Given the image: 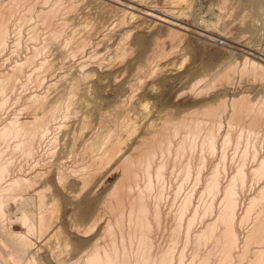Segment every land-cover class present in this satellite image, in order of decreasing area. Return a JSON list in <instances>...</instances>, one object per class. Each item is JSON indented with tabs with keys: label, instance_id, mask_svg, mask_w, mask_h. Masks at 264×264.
Returning a JSON list of instances; mask_svg holds the SVG:
<instances>
[{
	"label": "bare ground",
	"instance_id": "1",
	"mask_svg": "<svg viewBox=\"0 0 264 264\" xmlns=\"http://www.w3.org/2000/svg\"><path fill=\"white\" fill-rule=\"evenodd\" d=\"M22 1H24V0H6V1L0 0V53H2V52L4 53V50L6 51V49H5V45L7 47L6 42L8 41L10 34L13 33V32L11 33L9 31V21L11 22V20H12L11 16L13 14H15L16 9L19 7V5H21V3L23 4ZM46 1H48V0H46ZM46 1L44 0V2H46ZM57 1H59V0H55L54 4L50 3V6L48 5V8L46 6V9H44V7H42V8L39 7V9H35V12H36L35 16L37 17V22L35 21V24H33L32 26L29 25L30 28L28 26H26L27 28H25V30L27 29L28 34L27 33H25V34H27L29 37V34H31V32L29 33V31H32V35H33L35 33V28H38V26H35V25L36 24L38 25L39 20H40V24L42 23V26H43V24H46V27L47 26L49 27V30L47 31L48 36L44 34L45 35V38H44V35H41V36H43V38L41 37V39L42 40L46 39V41L48 43L53 41L52 45L56 39H59L60 42L56 45L54 43V45H53V46H55L54 50L56 48V50L58 52L55 51V54H54V52L51 51L53 53V55H52L53 57H51L52 59L50 58V60H47L48 58H46V59L42 58L43 60L39 61L38 67L41 66L40 69L42 67H44L45 70L49 69L48 71H50V69H52V68H58L59 69L61 67V70H62V67H66V65H65L66 64L65 63L66 62V60H65L66 53H65L64 49H67L66 51L67 52L69 51V58H71V56H72V58H74L75 54L77 55L80 53V56L78 55L79 58L75 59V62H74V64L76 63V66L71 62V64H73V67L75 66L74 68L77 67L76 68L77 74L74 73V74H71L70 76L66 75V77H63V73L58 74L57 73L58 71H57L56 73L58 74V76L56 75V77H55L53 74L50 75L53 71V69H52V71L50 73H48L49 76L50 77L53 76L52 78L58 77L60 79H59V81L54 82L55 79L52 81V79H50L48 77L52 82L51 81L46 82V83H48V84H46V86L48 85V87H49V85L50 86L54 85V84L56 85L58 82V84L60 86L62 85L63 88L60 89L58 92L56 91L57 92L56 94H54V91H53L52 93L54 95H52V93H50L52 95V98H50V99H48L46 94H41V93L39 94V91L41 89L38 91V93L33 92L34 94H31L32 93L31 92L30 93L31 95L29 94L30 96L27 95V97H25L26 101H24V103L28 102V106L31 107V111H32L31 112L32 113L31 118L32 119L29 118L28 120H25V119L20 120L17 117L18 115L17 116L15 115V116L9 118L7 121L4 120V123L3 122H2L3 124L1 123L2 125L0 124L1 125L0 126V264H232L233 263L232 262V260H233L232 256L235 254V253H233V255H232V251H233V247L236 244V240L238 238V237H236V234H238V233H235L236 229H234V227H233L234 226V224H233L234 219H235V217H237L235 215L236 213L234 212L235 204L237 202V197H236V193L234 191L235 187H233V186H235V184H237L238 182L240 183L239 185H241V183H243V180L246 177V171H243L242 165L244 167L243 163L245 162V158L248 157V155L251 156V159H253V161H254V159L256 160V164L253 167V173L256 175L260 174V177H262L261 175H262L263 170H264V154L263 153H262L263 155L259 154L257 142L260 140L259 139L260 137L264 136V99L253 100V99H251V97H248V94H246L244 92L242 93L240 91L241 92L240 94L238 93L236 95H232V97H230L228 101H227V98L224 96L215 98L214 102H209V101H206L207 99L206 100L202 99L205 102V104L203 105L202 108H200V109L195 108L193 110L190 109V112L188 110H186V112L187 111L189 112V113L187 112L188 113L187 115L183 112V115L181 114V116H180V113H179L178 116H180V117L176 118V120L173 119L175 117H173L172 119H167V120H163L161 118L163 120V122H161L160 125L156 123L158 126L153 123V119L150 120L149 122L147 121V124H145L144 128L142 129L143 133H138L136 135L137 136V139H135L136 145L133 147L131 146L132 149L130 148V152H128L126 155L124 154V156H123L122 151L124 149V144H123L125 141L124 136L125 135L127 136L128 134H130L131 132H133V130L136 131L137 123L139 122V118H138L139 113H137L136 115L134 114V116H133V113H135V112H133V110L135 109L136 104L134 103L135 106H134V109L132 110L133 104H130L132 95L126 94L125 92L119 93L120 95L118 94L119 97H117V99H118L117 102H119L120 105L124 106V110L122 109L123 112H120V110H119V112H120L119 113L117 111V114L119 113L118 116H117V114L115 115V113H114V115L116 116V118L113 120L114 122L112 124H110L111 123L110 122L109 124H106V125L103 123L104 128H101L102 130L99 129L100 130L99 133L96 132L95 135H90L87 137L84 136L82 138V140L80 138V142L82 141V144H83V150L88 154L86 156H88V158H89L88 160H90L91 163H89V161H88L89 166L87 164L86 165L89 168L85 167V168H87L86 170L84 169V165H82L83 168H81V166H80L78 170H77L78 167L76 169H74V170H76V172L79 171L78 175L80 174V170L81 171H83V169L85 170L84 173L80 174V176L83 178V182L86 183V178L91 177L92 174H94V171H96V169L98 167L100 168V166H103V165L107 166L109 164H112L113 162L115 163L116 161H118V164L117 163L116 164L118 166H120V167H118L119 169L121 168L120 169L121 173L118 175L119 179L117 181H115V183L113 181V183L115 185H114L113 189H111L112 192L110 194H109V192L107 193L113 199V202H111V201L109 202L110 199L107 200V198L105 197L106 198L105 201L110 203L109 205H107L108 203L106 202V205L111 208L110 210L112 212V216H111L112 219L111 220L108 219L109 217H107V216H106L107 218L104 217L105 223L103 226H102V224L97 226L96 222H94V221L92 222V219H91V222H92L91 225L89 223H88L89 225H87V221H86L85 226H81L80 222L78 225H71L70 227L64 226L65 219L57 211V204H56L57 198H55V195L53 194V192L49 195H46L45 190L48 189V186H45L44 184L42 186L37 185V182L33 179V176L32 175L29 176L28 173H25L24 168L22 167V162H21V164L18 163L19 158L21 157V154H22L21 159H24V155H26L25 156L26 160H27V158L31 157V154H34L35 153L34 151H36V149H38L37 144L39 145L41 140L43 141V139L47 138V142L45 139L46 145L49 141L50 142L56 141V133L54 134L55 131L51 133V131H53L54 129L57 130L59 127L57 128L55 126L59 125V123L57 125H53L54 128L52 127V129L50 131V128L52 125L51 121L53 122L54 119L55 120L57 119V117L55 118V113L57 110H59V109L62 110L64 108L62 111H65L69 108L71 101H72L71 96L73 94L74 95L80 94L79 92L81 90L89 93L87 90L90 89L89 87L92 88V85L108 82V81H110V79H113V77L114 78L116 77L114 72L117 73V71H115V70H113L110 74L109 73L108 74H102V71L114 68L116 58L118 56L119 57L123 56V54L125 53L127 48L125 45L124 46L120 45V44H122V42H120V38L121 37L123 38L124 35H125L124 37H126V35L128 36L130 31H129V29H128V31L125 30V32L127 34L123 33V36H121V37L118 35L119 39H118L117 35H115L116 37L112 38L109 36V33H106V34H108V36H107L108 40L103 45H104L105 49H106V47H108V48L110 47L111 51L109 50L110 53L108 52L109 54L107 57H105L104 56L105 54H104L103 58L98 59V54H96V53H98V48L96 50V46L100 42H102V41L104 42V39H107L106 35L104 33H100V31H101L102 27L104 28L103 25H108V22H109L108 20H110V18L108 19V18H105L106 16L105 17L103 16L105 19H108L107 20L108 22H106L107 24H104L106 20L100 17V14H99L100 12H102L104 10H106V11L108 10L107 12L112 10V12H114L113 10H115V9H119V11L122 12V15L120 17L118 15V13L120 14L119 11L118 12L116 11L117 13L116 12L114 13L115 15L117 14V16H116L117 18H115V20H117V21L114 22L115 21L114 20L113 21L114 24H113V22H111L112 21L111 20L110 22L112 23V26L115 24L117 25L118 23H122V21L124 20L123 18H126V17H123L125 15L126 16L129 15L131 17V19H133L135 17H139L141 14L144 16H147V17L148 16L151 17L152 19H149V20L151 21L152 24L153 23H155V24L159 23V24L163 25V23H165V28H164L165 36H163L165 41H166V39H169L172 42L176 41V40H179V41L182 40L183 36L185 35L182 30H185V31L190 30L192 27L196 28L198 35L207 38V40L208 39L209 40H215L216 39L215 38V36H216L215 32L209 31V33H208V29H207L208 27L207 28H205V27L201 28V27L197 26L198 24L196 26H194V24H195L194 20H193V23H194L193 25L190 23L185 24V23L177 22L174 20V18H176L178 16H182L179 14L183 11L184 7L188 6V8H189V5L191 3V1H189V0H163L162 5L164 4V8H162V5L159 8L157 6H154V7L152 6L153 7L152 8L151 6L145 5L146 3L142 4L139 1L138 2L137 1L132 2L133 0H111L114 3H117V4L119 3L122 7L118 6V5L115 6L113 4L105 2V0H80V2L85 1L89 5L92 4L93 10L90 13L86 11L87 9L85 10L86 12L82 13V11H84V6L82 4V6H83V9H82V6L79 5L80 4L78 2L79 0H69L68 2L65 0L66 3L62 1L63 4H59V5L57 4ZM140 1H142V0H140ZM143 2H144V0H143ZM221 2H223V0ZM247 2L251 5H254V6L257 5L256 0H247ZM247 2H246V4H248ZM77 4L81 7L80 15H78V14L74 15ZM237 4L238 3L236 2V5ZM249 4H248V6H249ZM86 5H85V7L87 8L88 6H86ZM139 5H141V7H139ZM234 5L235 4L232 3L233 7H234ZM260 5H259V7H260ZM24 6H26V5H24ZM31 6H32V2L28 6L26 11L30 12L31 9L34 10L33 9L34 7L33 6L31 7ZM228 6H230V5H228ZM243 6H244V3H243ZM245 6H247V5H245ZM221 7L223 8V5ZM20 8H19V10H20ZM237 8H241L244 11L245 7L242 8V5H241V7L238 6ZM61 9H63L64 11H67L68 15L65 14L64 16H62V14H61L62 17L60 15H58V12ZM229 9L230 8L227 7V10H229ZM23 10H24V8H23ZM23 10L19 11L18 17H16L18 14H16V16L13 15V17H16L15 19H17L16 20L17 22H19V21L21 22V20L25 18V13H21V11H23ZM71 10L74 13L73 15H70L71 13L69 14V11L71 12ZM134 10L137 11V13ZM220 10H221V8H220ZM233 10L235 11V9H233ZM17 11H18V9H17ZM80 11H78V12H80ZM225 11H224V15H222V16H225L227 14V12H225ZM29 12H28V14H29ZM238 12H240V11H238ZM87 13H89L90 15ZM103 13L104 12H102V14ZM243 13H241V14H243ZM186 14L187 13H184V15H186ZM55 15H58V18L61 17V20L59 19L60 21L59 20L56 21L55 18H57V16H55ZM111 15H113V14H111ZM111 15L109 14L107 16H111ZM246 15H247V13H246ZM113 17H114V15H113ZM26 19L27 18L24 19L25 22L27 21ZM54 19H55V21H54ZM112 19H114V18H112ZM154 20H156L157 22ZM24 21L22 20V23H21V24L24 23L23 26L25 25ZM14 22L15 21H13V24H14ZM137 23H139V22H137ZM11 25H12V23H11ZM16 25H19V24H15V25H12L10 27H12V28L14 27L16 29ZM20 25H19V28L17 27L18 28L17 30H19V31H20V27H21ZM109 25H110V23H109ZM141 25H142V23H141ZM176 25H177V27H175ZM65 26H68V28H67L68 31H66L67 29L64 30ZM118 26H119V24H118ZM190 26H192V27H190ZM208 26H209V24H208ZM39 27H41V26L39 25ZM43 27H45V26H43ZM109 27H111V25ZM116 27L117 26H115V28ZM210 27H209V29H210ZM212 28H213V26H212ZM15 29H13V30H15ZM43 29L45 30L46 28H43ZM130 29H131V27H130ZM219 29L220 28H218V30ZM109 30H110V28L108 29V31ZM192 30H194V29H192ZM221 30H222V32L220 30L217 32V33H219V35L224 34V32H225L223 30V28H221ZM225 30H226V28H225ZM228 30H227L228 32L226 31L225 34L226 33H232L230 31V29H228ZM115 31H117V30H115ZM119 31H120V28H119ZM9 32H10V34L8 35ZM39 32L37 31V33H39ZM106 32H107V30H106ZM14 33H16V35L15 34H12V35L17 36V32L14 31ZM92 33L96 34V38L97 37L98 38H97V40L95 39L94 42L92 41V44L90 46L94 45L95 47L90 49L89 44L91 42L89 43V40L91 38L90 37L91 35L87 36V34H92ZM7 36H9V37L7 38ZM14 36H12V40H14L13 39ZM226 36H229V34ZM230 36H231V34H230ZM234 36H235V34H234ZM36 37H37V34H36ZM18 38H19V33H18ZM29 38L32 39V37H29ZM161 38H162L161 35H157L156 37H153L151 39V41H149L150 45L149 44H147V45L152 48V54H150V53H149V55L145 54V57H146L145 58L146 60H144L145 62L148 59L150 60L152 58V60L155 62L152 65L157 66V64L159 63V62H157V60L160 59L163 54H166L163 52L165 50V48H163L160 45L163 42V39H161ZM16 39L17 38H15V40ZM35 41L36 40H34L33 42H35ZM121 41H122V39H121ZM123 41H124V39H123ZM179 41H177V42L179 43ZM25 42L27 43V41H25ZM57 42L58 41H56V43ZM48 43H46V45L43 47H45V48L49 47L50 48L51 45L47 46ZM87 43H89L87 46L91 50V52L87 51L85 48ZM144 43H145V40L142 38L141 44H144ZM14 44H18V39H17V42L15 41ZM41 44L42 45L45 44V40H44V43L42 41ZM65 46L68 48H66ZM40 47H41L40 45L38 47L36 46L35 50H36V48L44 50L43 47L42 48H40ZM128 48H131V47L129 46ZM47 49L48 48H46V50ZM33 50H34V47H33ZM41 50H38L39 53L41 52ZM38 51L36 50L37 53H38ZM118 51H119V53H118ZM77 52H79V53H77ZM255 52H257V54L253 53V51L249 52V54L251 53V55H253V57H255L257 60L253 57L243 55L241 67L239 66V71L241 73H243V75L245 74L244 72H246V73H249L250 76H253L252 78H258L260 80H264V47H262V49H260V51L255 49ZM49 53H50V51H49ZM27 54H26V57L25 56L23 57V60L17 59L16 61H14V63L11 61V64H9V66H11L9 68L10 72L8 70L0 72V91H2L5 88H8L7 90L9 92V88L13 87V84L15 87L16 86L15 83H18V82H20V80H22L21 78H20V80L19 79L17 80V78H14V76H15V71H16V77L19 74L21 75V77L24 76V75H22V73H18L20 71H23V70L19 71V69L20 68L22 69L23 66L24 67L28 66L27 63L30 60L33 61L31 55L29 57ZM30 54H31V50H30ZM33 55H35V54L33 53ZM63 55H65L63 57L64 65H63V62L61 61V57ZM94 55H97V56H95L96 59H94L93 63H89L88 62L89 59L92 60V58H90V57H92ZM106 55H107V52H106ZM35 56H34V59H35ZM40 56H41V54H40ZM67 57H68V55H67ZM67 57H66V59H67V66H68V65H70L69 64L70 62L68 63L69 58H67ZM75 58H76V56H75ZM123 58H124V56H123ZM162 59H163V57H162ZM72 60H70V61H72ZM148 61L146 63H148ZM220 61H222L220 63V64H222V66L220 65L221 66V67L219 66L220 68L217 67L215 69V71L212 73V75L210 74L211 76H210L209 80H206L203 83H201V81L204 80V77L203 78L198 77L193 83L191 82L192 84H190V89L191 90L192 89L197 90L196 94H199V93L205 91L204 95H206L205 94L206 91H208L209 88L212 87V85L218 83V81L220 83H222L221 81L223 80L226 83H229V81L231 79L230 77L232 76V75H230V73H233L232 72L233 67L237 68V66H236L237 61L234 57H230V56H229V58H225L224 60H220ZM145 62H144V64H145ZM150 62H151V60H150ZM29 63H31V62H29ZM0 65H2V64H0ZM139 66H140V69L138 71H140L142 69L141 64ZM8 67H7V69H8ZM71 67L72 66L70 65V68ZM34 68H36V67L33 66V69ZM70 68L67 70L71 71L73 69V68L72 69H70ZM145 68H147L146 64H145ZM236 68H234V70ZM58 69H56V70H58ZM63 69L65 70V68H63ZM231 69H232V71H231ZM3 70H6V69L3 68ZM17 70H18V72H17ZM34 70L36 73L37 70L36 69H34ZM144 70L146 71V69H144ZM30 71H31V69H30ZM43 71L44 70L42 68L40 71V72H42L41 73L42 75H43ZM48 71H44V73L48 72ZM55 71H53V73ZM68 71H66V73ZM141 71H140V73H141ZM62 72H63V70H62ZM149 72H151V71H149ZM37 73H38V78H39V74H40L39 71ZM37 73L35 74V76L37 75ZM140 73L138 72L136 74L137 75L139 74L138 76L142 77V74L140 75ZM241 73H239V74L241 75ZM45 75H44V77L47 78V76H45ZM64 75H65V73H64ZM146 75H147V73H146ZM27 76L29 77V80L32 79V78H30L32 76V74H31V76L25 74V81L28 80ZM35 76H33V77H35ZM60 76H62V78ZM138 76H137V78H138ZM18 78H19V76H18ZM22 78H23V82H24V77H22ZM143 78L144 77H142V79ZM41 79H42V77H40L41 84L37 80V77L34 79V82H36L35 87L36 86L37 87L38 86L39 87L44 86L45 83L42 85V81L44 82V80L41 81ZM56 80H58V79H56ZM135 80L137 81L136 75H135ZM140 80L141 79L139 78V82H140ZM13 81H14V83H13ZM231 81H232V79H231ZM26 82H28V81H26ZM32 82H33V80H32ZM129 82H131V81H129ZM20 83H22V82H20ZM24 84H26V83H23V85L22 84L21 85L24 86ZM19 85L20 84H17L18 87H19ZM21 85H20V87H21ZM58 88H61V87H58ZM125 88H127L126 85H125ZM128 88H129V86H128ZM139 88H140V86H139ZM65 89L68 90L66 96H64V94H65L64 90ZM12 90H15V89L12 88ZM91 90H90V92H91ZM92 91L94 92V89ZM5 92H6V90H5ZM45 92H47V90H45ZM63 92H64V94H63ZM0 94H2V95H0L2 97L6 93L0 92ZM91 94L94 95L93 93H91ZM194 94H193V96H194ZM199 95H201V94H199ZM5 96H7V95H5ZM15 97H16V95H15ZM75 97H77V95H75ZM82 99H84V97H82ZM4 100H6V99H4ZM75 100H76V98H75ZM75 100L73 99V102H75ZM78 101L81 105V99ZM127 101L130 105L127 103ZM142 101H143V98H142ZM1 102L3 103L2 99H1ZM132 102H134V101L132 100ZM126 103L128 104V106H125ZM139 104H141V103L139 102ZM139 104H137V105H139ZM24 105H26V103ZM92 105H93V103H92ZM28 106H27V108H28ZM145 106H146V104H145ZM201 106H202V104H201ZM77 107H78V105H77ZM87 107H88V104H87ZM24 108H26V107H24ZM136 108L139 109L138 106ZM153 109H154V107H153ZM60 110H59V112H60ZM84 110H85V108H84ZM139 110H141V109H139ZM170 110L171 109L169 108V111ZM62 111H61V114H62ZM135 111H136V109H135ZM148 111H149V109H148ZM107 112L108 111H106V113ZM130 112L132 114H130ZM146 112H147V110H146ZM166 112H167V109H166ZM63 113H64L63 116H65L66 113L65 112H63ZM75 113H77V112L75 111ZM57 114H58V111H57ZM103 114H104V112H103ZM103 114H102V116H100L101 118L103 117ZM147 115H148V112H147ZM166 116L167 115H165V117ZM70 117H72V116H70ZM89 117H91V116H89ZM145 117H146V114L143 117L142 122H144ZM63 120H65V117L62 119V121ZM83 120H84V118H83ZM146 120L147 119H145V121ZM85 121H86V117H85ZM56 122H57V120H56ZM61 125H62V123H61ZM82 125H83V123H82ZM84 125H85V123H84ZM139 125H140V122H139ZM60 128H62V126ZM64 128L66 129V127H64ZM64 128H62V129H64ZM79 128H81V127H79ZM82 129H84V128H82ZM65 131L66 130H64V132ZM88 131H90V130H88ZM88 131H87V133H89ZM56 132H58V130ZM79 132H81V131L79 130ZM76 134L78 136V132ZM65 137H67V136H65ZM128 137H129V135H128ZM73 139H74V137H73ZM77 139H79V137ZM73 142H71V143H73ZM218 144L220 146L219 149L221 148V152H222L221 154L223 157V158H221V160L223 159V161L225 159L224 158V154H225L224 153V147L226 145H231L233 147V151H231L233 153L229 152V154L231 153V158H229L231 160H232V157L235 156V154L238 152L237 149H239V147H240L238 155H236V156H238V160L240 162V165L237 163V166L238 165L239 166L237 168H235V172L233 171L234 173H232L228 176V179H227V181H225L226 183L223 184V186H222L221 179H220L221 175L217 171L218 162H220L221 160L220 161L218 160L217 165L214 164V167L212 168L213 170L209 174L206 172L207 175L204 176L203 184L201 183V185H203L202 188L204 191L211 194L213 199L219 192L220 193L222 192L221 194H222V200H223L222 205L223 206L221 205L222 206L221 210H219V213L216 217L214 216L215 218H212L213 220H206L201 226L197 227L196 230H193V229H195L194 226H193L194 228L192 227L193 229L190 226L193 224V222L191 223V221L193 219L190 216V218L187 219V223L185 224L186 227L184 226L185 228L184 229L182 228L184 231L183 232L181 231L183 233L182 234L183 237L181 239V240H183V242H181V245L178 246L177 241L181 235V233H180V230H181L180 226L181 225L179 226V224H181V223L178 224L179 217L177 219L176 218L177 216L174 214L176 216L175 217V220H176L175 223H177L178 226L175 223H173L174 222V220L172 218L173 214L171 216L173 222L170 220V218L167 221L166 219L168 217L166 218V216L169 215L170 213L169 214L164 213L163 212L164 210L162 211L161 210L162 207L160 208V205H159L161 203L160 200H162L161 199L162 198V196H161L162 190L160 188L167 178V177L165 178V175H167L166 171H167V169L169 170V167H168V163H169L168 157L169 156H168V154L169 153L171 154V152H174L173 155L172 154L171 155H172V158L175 156L174 160L176 161L177 159L178 160L180 159L177 156L180 157V155H182V154L184 155V152L186 153L188 150H189L188 154L190 153V151H192L195 148H199V150L207 149L208 151H210V150H215V148L218 146ZM52 145L49 146V143H48L47 150L49 148L51 149ZM79 146H80V143H79ZM54 147H56V144ZM16 150L20 151L19 152L20 157H19L18 153H17L18 156H15ZM51 150H53V149H51ZM199 150L197 152L200 153ZM48 151H50V150H48ZM70 153H71V151H70ZM51 155H52V153H51ZM78 155H79V152H78ZM83 155L85 157V153H83ZM200 156H201V154H200ZM16 157H18V160H16L17 159ZM38 157H40V156H38ZM190 157L191 156L189 155L188 158L190 159ZM43 158H42V160H43ZM182 158L183 157H181V159ZM156 159H157V162H156ZM189 159H187L185 161L183 167H181V169L183 170V173H182L183 177L187 176L186 173L189 172L190 167L192 165V164H190L192 160L189 161ZM58 160H61V159H58ZM200 160H201V157H200ZM36 162H37V160H36ZM74 162L77 163L76 160ZM171 162H172V164L174 163L173 159ZM24 163H26V162L24 161ZM202 163H203V161H202ZM214 163H216V162H214ZM251 163H252V161H251ZM31 164H32V162H31ZM61 165H63V164H61ZM179 165H180V163L175 167H177V169H178V168H180ZM197 165H195V166H197ZM39 166H40V163H39ZM169 166H170V164H169ZM175 167H173V169ZM27 169H26V171L29 170V169L28 170ZM197 170L195 172L196 177L194 176L195 174L193 173V176L195 177L194 180H196V178L198 179L199 175H200V174H197V172H198ZM244 170H245V168H244ZM170 171H171V168H170ZM174 172H177V171H174ZM140 174L142 175V177H144L143 183L141 182V186L143 185L142 187H140V185H139V181H142V179L138 180L139 177L141 178V176H139ZM78 175H76V176H78ZM57 176H60L59 172L57 173ZM80 176H78V178ZM257 177H259V176H257ZM186 179H187V177H186ZM254 179L256 180V178H254ZM154 181L157 183V186H159V187H157V189L155 187L156 191L151 194V190L153 189V188H151V184L154 183ZM201 182H202V180H201ZM155 185L156 184H154L153 187ZM242 186H243V184H242ZM259 188H260V186H259ZM203 190H201V191H203ZM47 191H49V190H47ZM153 191H154V189H153ZM236 192H237V190H236ZM263 192H264V184L258 190L259 194H262ZM176 193H177V190H176ZM106 196H108V195H106ZM253 196H254V194H253ZM255 196H257V195L255 194ZM257 198H260V197H257ZM186 199H188L187 195H186ZM186 199H185V202H186ZM219 202H220V200H219ZM89 203H90V201H89ZM212 203L213 202L210 201V203L208 205H206L207 207L205 208V210H207V211L211 210V212H212V207H213ZM103 204H104V202H103ZM109 207L107 210H109ZM166 207L168 208V206H166ZM167 208H165V209L168 212ZM177 209H178V207H177ZM245 209H246V207H245ZM195 210H196V208H195ZM195 210H194V212H195ZM242 212L243 211H241V213ZM107 215H109V214H107ZM101 217H102V215H101ZM101 217H99V219ZM262 218H264V217H262ZM95 219H97V217ZM237 220H238V217H237ZM260 220H262V219H260ZM100 221H101V219H100ZM164 221H165V223L169 222L170 224H172V225H170V226H172V227H170V229L168 228L169 227V225H168L167 229H169V230H167L166 227L164 226L165 225ZM262 222H261V224H262ZM169 223H166V226ZM216 223H219V224H216ZM259 223H260V221H259ZM219 225H220V227L218 228ZM215 226L218 228V230ZM255 226H257V223ZM215 228H216V230H215ZM163 229H165V230H163ZM253 229H255V228H253ZM166 230H167V234H166L167 238H165L166 240H164V232L166 233ZM162 231H164V232H162ZM260 231H257V232L259 233ZM159 233H161V234L163 233V240H160V238L159 239L156 238L157 234H159ZM249 234L251 235V233H249ZM160 236H162V235H160ZM248 237H250V236H248ZM261 237H262V235H261ZM256 250H258V249H256ZM262 251H264V250H262ZM240 260H242V259H240ZM257 262H259V261H257ZM239 264H240V262H239Z\"/></svg>",
	"mask_w": 264,
	"mask_h": 264
},
{
	"label": "rangeland",
	"instance_id": "2",
	"mask_svg": "<svg viewBox=\"0 0 264 264\" xmlns=\"http://www.w3.org/2000/svg\"><path fill=\"white\" fill-rule=\"evenodd\" d=\"M30 1L31 0L22 1L23 4L21 3V5H19V7L17 8L18 11L16 9L15 14H13L14 16H16V14H18L19 11L23 10V8H24V10L21 11V13H25V18H27L26 22L24 21L25 18L22 19L25 22V25H24L25 27L23 26L24 23L21 24L22 20H21V22L20 21L17 22L16 21L17 19H15L16 17L19 16V14L16 17H13V15L11 16L12 20H11V22L9 21V31L11 33L13 32L12 34H15V35H16V33H14V31L17 32V36H14V35L10 34V32L8 33V35L10 34V37L7 36V38L8 37L9 38H8V41H7L8 43L6 42L7 47L5 45L6 51L4 50V53L3 52L0 53V64H2V65H0V69H1L0 72L1 71H7V70L10 72L9 68L11 66H9V64H11V61L14 63V61H16L17 59L18 60H23V57L24 56L26 57L27 53H28L27 55L29 57L31 55V57H32L34 62L32 60H30L29 62H31V63L33 62L32 64L28 62L29 63V64L27 63L28 66H26V67L23 66L24 68L22 67V69L21 68L19 69V71L20 70H23V71L18 72V70H17L18 73H22V75H24V76H22V77H24V82H23V78L21 77L20 74L18 75L19 78H18V76L16 77V71H15L14 78H17V80L18 79L20 80V78H21L22 80H20V82H22V83L17 81L18 83H15V85H16L15 87H14V84H13V87L9 88V92L7 90L8 88H5L2 91H0L1 93L2 92L6 93L2 97L0 96L1 97L0 98V102H1V99L3 101V103L2 102L0 103V124L2 122L4 123V120L7 121L9 118H11V117H13L15 115L16 116L18 115L17 117L20 120H24V119L28 120L29 118H31V115H32L31 107L28 106V102H25L26 105H24L25 104L24 101H26L25 97H27V95L30 96L31 94H34L33 92L38 93V91L41 89L39 91V94L40 93L41 94H46L48 99H50V98H52V95L56 94L60 89L63 88L62 85L60 86L58 84V82H57L56 85L55 84L51 85V86L49 85V87H48V85L46 86V84H48L46 82H50L51 81L50 79H52V81L55 79L54 82L55 81H59L60 78H58V77L57 78H52L53 76L50 77L49 74H48V73H50L52 71V69H53V71H55L58 68H52V69H50V71H48L49 69L45 70L44 67H42L44 71H48V72H45V73L43 71V75H42L41 74L42 72H40L42 68L40 69L41 66L38 67L39 66V61L43 60L42 58H45V59L48 58L47 60H50V58L53 57L52 56L53 53L51 51H53L54 54H55V51L58 52L56 50V48L54 50L55 46H53V45H54V43H55V45L58 44L60 42V40L56 39L55 42L53 43V45H52L53 41L48 43L46 41V39L42 40L41 37L43 38V36H41V35H44V34L47 35V31L49 30V27L47 26L48 27L47 28L46 24H43V26H45V27H43L42 23L40 24V20L38 21V25L37 24L35 25V26H38V28H35V33L32 35V31H29V33L31 32V34H29V37H32V39H30L28 37L27 29L25 30V28H27L26 26H28L30 28V26L35 24V21L37 22V17L35 16V14H36L35 9H39V7L40 8L44 7V9H46V6L48 8V5L50 6V3L54 4L55 0L54 1L53 0H48V1L45 0L46 2H44V0H34V1L32 0L31 2H32V6L34 7L33 8L34 10L31 9V11L29 12V11H26V10H27L28 6L31 4ZM62 1L66 3V1L68 2L69 0H66V1L65 0H61V1L59 0V1H57V4L58 5L59 4H63ZM136 1L137 2L139 1L142 4L146 3L145 5H148V6H151V7L152 6L153 7L157 6L158 8L161 7V5L163 3V0H152V1L151 0H144V2H143V0L142 1L133 0L132 2H136ZM189 1H191L190 5H189V8H188V6L184 7L183 11L179 14V15H182V16H178V17L174 18V20L177 21V22L185 23V24L186 23H190L192 25L194 24L193 23V20H194L195 21L194 26H196L198 24L197 26L201 27V28L202 27L203 28L204 27L205 28L208 27L207 28L208 29V33H209V31L215 32L216 33V36H215L216 39L215 40H209V39L207 40V38L198 35L196 28L190 26V27H192L190 30H186V31L182 30L184 32V34H185L183 36L182 40H180V41L176 40V41L172 42L169 39H166V41H165V39L163 38V36H165V34H164V32H165L164 31L165 23H163V25L159 24V23H156V24L153 23L152 24L151 21L149 20V19H152L151 17L148 16L149 17L148 18L147 16H144V15L141 14L139 17H135L136 19L135 18L131 19V17L129 15H127V16L125 15L123 17H126L127 19L123 18L124 20L122 21V23H118L117 22L120 27L118 26V24L117 25L115 24V25L112 26L111 22H113L115 20V18H117L116 17L117 14L115 15L114 13L116 11L118 12L119 9L113 10L114 12H112V10L109 11V12H107L108 10L107 11L104 10V11H102V12H104L103 14H102V12H100L99 14H100L101 18H103V19H105V18L109 19L110 18V20L105 19L106 21H105L104 24H107L106 22L109 21L108 25L110 23L111 27H109L110 25L109 26L108 25H103L104 28L103 27L101 28L100 33H104L106 35L107 39H104V42L103 41L100 42L97 45L98 47L96 46V50L98 48V53H96V54H98V59L103 58L104 54H105L104 56L107 57L108 54L110 53L109 50L111 51L110 47H109L110 49L108 47H106V49H105V47L103 45L108 40V37H107L108 34H106V33H109V36L114 38V37H116L115 35H117V36L119 35L120 37L123 36V33H126L125 30L128 31V29H129V31H130L128 36L126 35V37H124L125 36L124 35L123 38L122 37L120 38V42H122V44H120V45H123V46L125 45L126 48H127V50L124 53L125 55L123 54L124 58H123V56H120V57L118 56L117 58L115 57L116 60H115L114 68L102 71V74H108V73L110 74L113 70H115V71H117L118 74L116 72H114L115 75H116L115 78L113 77V79H110V81H108V82L92 85V88L89 87L90 89L87 90L89 93H87L85 91L88 95L82 90L79 92L80 94H75V95H77V97L79 96L78 98L75 97V95L73 94L71 96V98H72L71 99L72 100L71 104H70L69 108L67 109L68 111L67 110L62 111L64 108L63 109L61 108L62 110L59 109L60 112H59V110H57L58 114H57V111H56L55 118L57 117V119H56L57 122H56L55 119H54L55 121L54 120H53V122L51 121L52 125H51V128H50V131H51L53 125H57L58 123H59V125H57L55 127H57V128L59 127L60 128L62 126V128L66 127V129L65 128L64 129H62V128L59 129L58 128L57 129L58 132H56L57 131L56 129L51 131V133L54 132V131H55L54 134L56 133V141L50 142L48 140L49 141L48 142L49 146H51L53 144L52 147H51V149H53V150H51L50 148L48 149L50 151L47 150L48 143L46 145L47 138H45L46 142H45V139H43V141L41 140L39 145L37 144L38 149H36V151H34L35 153L33 152L34 154H31V157L27 158V160H26V157H25L26 155H24V159H21L22 158V154L20 153L21 154V157H20V155H19L20 151H17L18 149L15 151V156L19 155V157H20L18 163L21 164V162H22V167L24 168L25 173H28L29 176L32 175L33 179L37 182V185L42 186L44 184L45 186H48L47 190H49V191L45 190L46 195H49V194H51L53 192V194L55 195V198H57V201H56L57 202L56 203L57 204V211L65 219L64 226L70 227L71 225H78L79 222H80L81 226H85L86 225V221H87V225H89V224L91 225V223L94 221V222H96L97 226L101 225V224L103 226L104 223H105V221H104L105 218L104 217L107 216V217H109L108 219H110V220L112 219V217H111L112 216V212L110 210L111 208L109 206H107L110 203L105 201V199L106 198H107V200L110 199L109 202L110 201L113 202V199L110 197L109 194L112 192L111 189H113V187L115 185L114 184L115 181H117L119 179L118 175L121 173L120 172L121 168L120 169L118 168V167H120V166L117 165L118 161H116L115 163L113 162L112 164H109L107 166L106 165L105 166L104 165L100 166V168L98 167L99 169L97 168L98 170L96 169V171H94V174H92L91 177L86 178V183L87 184L85 182H83V178L80 176V174L84 173V171L87 168H89L88 166H89V163H91V162H90V160H88L89 159L88 156H86L88 154L83 150V144H82V141L80 142V138L82 140V138L84 136L87 137V136H90V135H95L96 132L99 133L100 130H102L101 128H104V124L106 125V124H109L110 122H111L110 124H112L114 122L113 120L116 118L115 115L117 114V111L119 112V110H120V112H123L124 106L120 105L119 102H117V100H118L117 97H119V95H120L119 93L125 92L126 94H131L132 95L131 101H130L131 102L130 104H133L132 110L134 109V106L136 104V106H135L136 111H135V109L133 110V112H135V113H133V116H134V114L136 115L137 113H139L138 114L139 116L138 115L137 116H138L139 122H140V125H139V122L137 123L136 131L133 130V132L128 134L129 137H128V135L124 136L125 137V141L123 143L124 144V149L122 151L123 156H124V154L126 155L128 152H130V148L132 149V147L136 145V140H135V139H137L136 135L138 133H143L142 129L144 128L145 124H147V121L149 122L150 120L153 119V123L155 125H157V124L160 125L161 122H163V120L172 119L173 117H175L173 119L176 120V118L180 117L181 114L183 115V112L187 115L190 112V109L193 110L195 108H197V109L202 108L203 105L205 104L204 100H206V99H207L206 101L214 102L215 98L224 96V97L227 98V101H228L229 98L232 97V95H236L238 93L240 94L241 92L242 93L244 92V93L248 94V97H251V99H253V100L264 99V80H260L258 78H252L253 76H250V74L246 73V72H244L245 74L243 75V73H241L239 71V66L241 67V62H242L243 55H247L249 57H253V55H251V53L249 54V52L253 51V53L257 54V52H255V49L260 51V49H262V47H264V0H256V4H257L256 6L249 4L247 2V0H239V1L238 0H223V2H221L222 0H189ZM235 1L238 3L237 5L239 7H241V5H242V8L245 7L244 11L241 8H237L238 6L236 5ZM78 2L80 3V4L78 3L80 6H82V4L84 6V11H82V13L86 12V11L90 13L93 10L92 9L93 8L92 4L89 5L85 1H81L82 2L81 3L80 0ZM105 2H108V3L113 4L115 6H117V5L121 6L119 3L118 4L114 3L111 0H105ZM246 2L249 4V6H248V4H246ZM232 3H234L236 6L234 5V7H233ZM243 3H244V6H243ZM78 4H77L76 10H75V14L71 10V12L69 11V14L71 13L70 15H73V14L74 15H77V14L80 15L81 7ZM24 5H26V6H24ZM85 5L88 6V7L86 8ZM222 5H223V8L221 7ZM228 5H230V6H228ZM245 5H247V6H245ZM259 5H260V7H259ZM83 6H82V9H83ZM139 7H141V5H139ZM227 7L230 8V9L227 10ZM19 8H20V10H19ZM162 8H164V4L162 5ZM220 8H221V10H220ZM233 9H235L236 12ZM61 10L58 12V15H60V16H61V14H62V16H64L65 14L68 15L67 11H64L63 9H61ZM237 10L240 11V12H238ZM78 11H80V12H78ZM224 11L227 12V14L225 13L226 15L222 16V15H224ZM28 12H29V14H28ZM119 12H120V14L118 13V15L120 17L122 15V12L121 11H119ZM135 12L137 13V11H135ZM89 13H87V14H89ZM184 13H187V14L184 15ZM241 13H243V14H241ZM246 13H247V15H246ZM109 14L110 15L113 14L114 17H113V15L107 16ZM58 15H55V16H57V18H55L56 21H58L59 19L61 20L62 16L61 17L59 16L60 18H58ZM103 16L104 17L106 16V17L104 18ZM111 17L114 18V19H112ZM55 19H54V21H55ZM13 21H15L14 24H13ZM116 21L117 20H115L114 22H116ZM154 21H156V20H154ZM114 22H113V24H114ZM137 22H139V23H137ZM140 22L142 23V25H141ZM11 23H12V25H15V24H19L20 25L21 24L20 25L21 26L20 27V31L17 30L19 28V25H16V29H15L14 27L13 28L10 27V26H12ZM208 24H209V26H208ZM39 25L41 27H39ZM115 26H117V27L115 28ZM212 26H213V28H212ZM130 27H131V29H130ZM175 27H177V25ZM209 27H210V29H209ZM43 28H46V29L44 30ZM67 28H68V26H65L64 30L67 29ZM109 28H110V30L108 31ZM119 28H120V31H119ZM218 28H220L219 30L221 32H222L221 28H223V30L225 32L228 29H230V31L232 33H226L225 34V32L223 31L224 34H220L219 35V33H217L219 31ZM225 28H226V30H225ZM13 29H15V30H13ZM192 29H194V30H192ZM106 30H107V32H106ZM115 30H117V31H115ZM37 31L38 32L40 31V32L37 33ZM66 31H68V29ZM18 33H19V38H18ZM25 33H27V34H25ZM36 34H37V37H36ZM228 34H229V36H226ZM230 34H231V36H230ZM234 34H235V36H234ZM45 35H44V38H45ZM157 35H161V37H162L161 39H163V42L160 45L163 48H165V50L163 52L166 53V54L162 55L163 59L161 57L160 59L157 60V62H159L158 63L159 65L157 64V66H155V65H152V64L155 63L152 60V58L150 59L151 62H150L149 59H148L149 61L147 60L148 63H146L147 61L145 62L144 60H146L145 59L146 58L145 54H148V55H149V53L152 54V48L150 46H148L147 44L150 45L149 41H151V39L153 37H156ZM12 36H14L13 37L14 40H12ZM87 36L91 37L90 40H89V43L90 42L91 43L90 44L87 43L85 48H86L87 51L91 52L90 49L94 48L95 46L94 45L90 46V45L92 44V41L94 42L95 39L97 40L98 37L96 38V34H93V33L92 34H87ZM119 36H118V39H119ZM15 38L18 39V44L19 45L18 44H14L15 41L17 42V39L15 40ZM142 38L145 40L144 44H141V39ZM121 39H122V41H121ZM123 39H124V41H123ZM34 40H36V41L33 42ZM44 40H45V44L42 45L41 42L43 41V43H44ZM218 40H220L221 42H219ZM25 41H27V43ZM56 41H58V42L56 43ZM177 41H179V43ZM46 43H48L47 46L51 45L50 48L46 47V48H48L47 50H46L45 47H43V46L46 45ZM88 44H89V48L90 49L87 46ZM39 45L41 46L40 48L43 47L44 50L36 48L37 51L41 50L40 53H39V51L37 53L36 50H35V47L36 46L38 47ZM129 46L131 48H128ZM33 47H34V50H33ZM66 48H68V47H66ZM30 50H31V54H30ZM66 50L67 49H64V51L66 53V56L63 55L61 57V61L62 62H63V57L64 56H65V60H66V62H65L66 63L65 64L66 67H62L63 72H62L61 67H60L59 68L60 70L59 69L56 70L54 72L55 74L52 71V73L50 75L53 74L56 77V75L58 76V74L63 73V77H66V75L70 76L71 74H74V73L77 74V71H76L77 67L74 68L76 66V63L74 64V62H75V59L79 58L80 53L77 52L79 54H77V55L75 54L74 58H72V56H71V58H69V51L67 52ZM49 51H50V53H49ZM32 52L36 56L33 55ZM106 52H107V55H106ZM118 53H119V51H118ZM40 54H41V56H40ZM67 55H68V57H67ZM34 56H35V59H34ZM75 56H76V58H75ZM95 56H97V55H94V56L90 57V58H92V60L89 59L88 62L89 63H93L94 59H96ZM229 56L230 57H234L236 59V61H237L236 62L237 68L233 67L232 68L233 71L231 69V71L233 72V73H230V75L233 76V77L232 76L230 77L232 79V81H231V79H230L229 83H226L223 80L221 81L222 83H220L218 81V83L212 85V87L209 88L208 91H206V93H205L206 95H204L205 91L199 93V94H201V95H199V94H196L197 90H194V89L191 90L190 89V84H192L198 77H201V78L204 77V80L201 81V83H203L206 80H209L210 76L215 71V69L217 67L220 68L222 66V64H220L222 61H220V60H224L225 58H229ZM66 57L69 58L68 59L69 60L68 63L70 62L69 64L72 66L71 68H70V65L67 66ZM253 58H255V57H253ZM70 60H72V61H70ZM71 62L75 65L74 67H73V64H71ZM144 62L146 64L147 68H145ZM140 64H141V68H142L141 70L143 71L142 72L140 70L141 73H140V71H138L140 69V66H139ZM63 65H64V62H63ZM33 66L36 67V68H34V69L37 70L36 73L39 71V73H40L39 74V78H38V73L35 76L36 73H35V70L33 69ZM7 67H8V69H7ZM68 67L70 69L73 68L71 70L72 72L70 70L69 71L67 70V69H69ZM3 68H5L6 70H3ZM63 68H65V70ZM143 68L146 69V71ZM234 68H236L235 69L236 71L234 70ZM30 69H31L32 72L30 71ZM66 71H68V72L66 73ZM149 71H151V72H149ZM138 72L140 73V75L142 74V77H144L143 79H142L141 76H138L139 74L138 75L136 74ZM64 73H65V75H64ZM146 73H147V75H146ZM239 73H241V75ZM25 74L26 75H30V76L32 74V76L30 77L32 79L29 80V77L27 76L28 80H26V81H28V82H26L25 81ZM44 75L47 76V78H45ZM135 75H136L137 81L135 80ZM33 76H35V77H33ZM137 76H138V78H137ZM36 77H37V80L39 82H40V77H42L41 81L44 80V82L42 81V85L45 83L44 86H40V87L36 86L35 87L36 82H34V79ZM60 77L62 78V76H60ZM139 78L141 79L140 82H139ZM56 79H58V80H56ZM32 80H33V82H32ZM129 81H131V82H129ZM13 83H14V81H13ZM23 83H26L27 85L24 84V86H22ZM17 84H20V85L22 84V85H21V87H20V85L18 87ZM40 84H41V82H40ZM125 85H126L127 88H125ZM128 86H129V88H128ZM139 86H140V88H139ZM58 87H61V88H58ZM12 88L15 89V90H12ZM91 89L92 90L94 89V92ZM5 90H6V92H5ZM45 90H47V92H45ZM90 90H91V92H90ZM53 91H54V94L52 93ZM64 91H65V94H64V92H63V94H64V96H66L68 90L65 89ZM50 93H52V95ZM91 93H93L94 95H92ZM14 94L16 95V97H15ZM193 94H194V96H193ZM0 95H2V94H0ZM5 95H7V96H5ZM81 96L84 97V99H82ZM74 97L76 98V100H75ZM142 98H143V101H142ZM4 99H6V100H4ZM73 99L75 100V102H73ZM80 99H81V105H80V103L78 101ZM202 99H204V100H202ZM132 100L134 102H132ZM139 102L141 104H139ZM92 103H93V105H92ZM127 103H128V101H127ZM127 103H126L125 106H128L129 103L128 104ZM87 104H88V107H87ZM137 104H139V105H137ZM145 104H146V106H145ZM201 104H202V106H201ZM77 105H78V107H77ZM27 106H28V108H27ZM137 106L142 111L137 109L136 108ZM24 107H26V108H24ZM153 107H154V109H153ZM84 108H85L86 111L84 110ZM169 108L172 111L171 110L169 111ZM148 109H149V111H148ZM166 109H167V112H166ZM146 110L148 112V115H147ZM186 110H188L189 112L187 111L188 112L187 113ZM61 111H62V114H61ZM75 111L77 113H75ZM106 111H108L109 113L108 112L106 113ZM63 112L66 113L65 116H63L64 115ZM103 112H104V114H103ZM114 113H115V115H114ZM179 113H180V116H178ZM102 114H103V117L101 118L100 116H102ZM118 114H117V116H118ZM130 114H132V113L130 112ZM145 114H146V117L144 118V122H142L143 121V117L145 116ZM165 115H167V116L165 117ZM70 116H72V117H70ZM87 116L88 117L91 116V117L88 118ZM64 117H65V120L62 121V119ZM85 117H86V121H85ZM83 118H84V120H83ZM145 119H147V120L145 121ZM61 123H62V125H61ZM82 123H83V125H82ZM84 123H85V125H84ZM79 127H81V128H79ZM82 128H84V129H82ZM64 130H66V131L64 132ZM79 130L81 132H79ZM88 130H90V131H88ZM87 131L89 133H87ZM77 132H78V136L76 134ZM65 136H67V137H65ZM73 137H74V139H73ZM76 137L77 138L79 137V139H77ZM259 139L260 140L257 142L258 150H259V154L263 155L264 154V136L260 137ZM71 142H73V143H71ZM79 143H80V146H79ZM55 144H56V147H54ZM219 147L220 146L218 144V146L215 148V150H210V151H208L207 149L199 150V148H195L192 151H190L191 154L190 153L188 154V152H189V150H188L186 153L184 152V155L182 154V155H180V157L177 156L178 158H180L179 160L177 159L178 161L174 160L175 156L172 158V155H173L174 152H171L172 155L169 153L171 156L168 154V156H169L168 157L169 158L168 159L169 170L167 169V171H166L167 175H165V178L166 177L167 178H166V180L164 181L163 185L160 188L162 190L161 191V196H162L161 199L162 200H160L161 203L159 205H160V208L162 207L161 210L162 211L164 210L163 211L164 213H167V214L170 213L169 215L166 216V218L168 217L166 219L167 221L170 218V220L172 222L174 220L173 223H175L176 222L175 217L177 216L176 217L177 219L179 217V221L180 222L178 220L177 221H178V224L181 223V224H179V226L181 225L180 226L181 227L180 228L181 229L180 230L181 235H180V237L178 238V241H177L178 246H180L181 242H183V240H181L182 237H183L182 236V234H183L182 232L184 231L183 229L186 227L185 224L187 223V219H189L190 216L193 219V220L191 219L192 220L191 223L193 222V224L190 225V226H191V228L194 226L195 229H193L194 227L192 229L196 230L197 227L201 226L206 220H213L212 218H215L218 215L219 210H221V208L223 206L222 205L223 200H222V194H221L222 192L221 193L219 192L213 199L212 195L207 193L206 191H204L203 188H202L203 185H201V183L203 184L204 176L207 175L206 172L209 174L213 170L212 168L214 167V164L217 165L218 160L220 161L221 158H223L222 154H221L222 153L221 152V148L219 149ZM198 150L200 151V153L197 152ZM239 150H240V147H239V149H237V151L239 152ZM70 151H71V153H70ZM231 151H233V147L231 145H226L224 147V153H225L224 154V158L225 159H224V161L222 159L220 162H218L217 171L221 175L220 179H221L222 186H223V184L226 183L225 181H227L228 176L230 174L234 173L235 172V168H237L240 165V162L238 160V156H236V155H238V152L235 154L236 157L233 156L232 160L229 159V158H231V153H233ZM78 152H79V155H78ZM229 152H231V153L229 154ZM17 153H18V155H17ZM51 153H52V155H51ZM83 153H85V157H84ZM200 154H201V156H200ZM189 155L191 156L190 159L188 158ZM38 156H40V157H38ZM181 157H183V158L181 159ZM200 157H201V160H200ZM16 158H17L16 160H18V157H16ZM42 158H43V160H42ZM171 158L173 159L175 164L174 163L172 164V162H171L172 159ZM58 159H61V160H58ZM187 159H189V161L192 160L191 163H190V164H192L191 165L192 168L190 167L189 172L186 173V175H187L186 176L187 179H186V177L185 176L183 177V175H182L183 170L181 169V167H183V165H184V163H185V161ZM23 160L26 163H24ZM36 160H37V162H36ZM75 160H76L77 163L74 162ZM88 161H89V163H88ZM202 161H203V163H202ZM251 161H252V163H251ZM31 162H32V164H31ZM156 162H157V159H156ZM214 162H216V163H214ZM39 163H40V166H39ZM179 163H180V165H179L180 168L177 169V167H175V166H177ZM237 163L239 164L238 166H237ZM61 164H63V165H61ZM169 164H170V166H169ZM243 164H244V167L242 165V169H243V171H246V177L243 180V183H241V185H239L240 183L238 182L237 184H235V186H233V187H235L234 191H235L236 197H237V202L235 204L234 212L236 213L235 215L238 217V220H237V217H235L236 220L234 219V222H233L234 226L233 227H234V229H236L235 233H238V234H236V237H238L239 239L237 238L236 244L233 247L232 255H233V253H235L234 254L235 256L234 255L232 256L233 257V260H232L233 263L232 264H239V262H240V264H264V253H263L264 251H262V250H264V243H263L264 242V238H263L264 237V227H263L264 226V218H262V217H264V192L262 194L258 193V190L264 184V170H263V173L261 175L262 177H260V174L259 175L258 174L257 175L254 174L253 173V167L256 164V160L254 159V161H253V159H251V156H249V155H248V157L245 158V162ZM82 165H84V169L85 170L84 169H83V171L80 170V174L78 175L79 171L76 172V170H74V169H76L78 167L77 168V170H78L80 166H81V168H83ZM195 165H197L198 167L195 166ZM85 167H87V168H85ZM173 167H175V168L173 169ZM170 168H171V171H170ZM244 168H245V170H244ZM26 169L28 171H26ZM196 170L198 171L197 174H200V175H199L198 179L196 178V180H194L195 177H196V173H195ZM34 171L35 172L37 171L38 173L37 172L35 173ZM174 171H177V172H174ZM58 172H59L60 176H57ZM193 173L195 174L194 175L195 177L193 176ZM76 175H78L80 177L78 178V176H76ZM139 176H141V178L139 177L138 180L142 179V181H139V185H140V187H142L143 185L141 186V182L143 183L144 177H142L141 174ZM257 176H259V177H257ZM254 178H256V180L257 179L258 180L256 181ZM201 180H202V182H201ZM113 181H114V183H113ZM154 184H156V185L153 187ZM242 184H243V186H242ZM259 186H260V188H259ZM155 187L157 189V187H159V186H157V183L154 181V183L151 184V188L154 189V191H153V189L151 190V194L156 191ZM176 190H177V193H176ZM201 190H203V191H201ZM236 190H237V192H236ZM108 192H109V194H107ZM253 194H254V196H253ZM255 194L257 196H255ZM106 195H108V196H106ZM186 195H187L188 199H186ZM257 197H260V198H257ZM185 199H186V202H185ZM219 200H220V202H219ZM89 201H90V203H89ZM210 201L213 202L212 203L213 204L212 212H211V210H208V211L205 210V208L207 207L206 205H208L210 203ZM103 202H104V204H103ZM106 202L108 203L107 205H106ZM166 206H168V208ZM108 207H109L110 211L107 210ZM177 207H178V209H177ZM245 207H246V209H245ZM165 208L168 209V212L166 211ZM195 208H196V210H195ZM194 210H195V212H194ZM241 211H243V212L241 213ZM100 214L102 215V217H101ZM107 214H109V215H107ZM172 214H173L174 217L172 216ZM171 216H172L173 220H172ZM96 217H97V219H95ZM99 217H101L100 218L101 221H100ZM91 219H92V222H91ZM260 219H262V220H260ZM258 220L260 221V223H259ZM261 222H262V224H261ZM164 223H165V221H164ZM166 223H169V222H166ZM166 223H165L164 226L167 229V227L169 225L168 228L170 229V227H172L170 225H172V224L169 223L166 226ZM256 223H257V226H255ZM175 224L178 226L177 223H175ZM216 224H219V223H216ZM219 227H220V225L218 226V228ZM216 228H215V230H216ZM218 228H217V230H218ZM253 228H255V229H253ZM169 229H167V230H169ZM163 230H165V229H163ZM167 230H166V233L164 231H162V232H164V240H166L165 238H167V236H166ZM257 231H260V232L258 233ZM248 232L251 233V235ZM160 235H162V236H160ZM261 235H262V237H261ZM248 236H250V237H248ZM156 238L157 239L160 238V240H163V233L162 234L161 233L157 234ZM256 249H258L259 251L256 250ZM238 259L239 260L242 259V260L239 261ZM257 261H259V262H257Z\"/></svg>",
	"mask_w": 264,
	"mask_h": 264
},
{
	"label": "built area",
	"instance_id": "3",
	"mask_svg": "<svg viewBox=\"0 0 264 264\" xmlns=\"http://www.w3.org/2000/svg\"><path fill=\"white\" fill-rule=\"evenodd\" d=\"M219 42H221L220 40H218Z\"/></svg>",
	"mask_w": 264,
	"mask_h": 264
}]
</instances>
